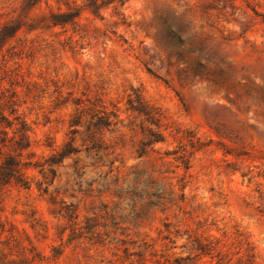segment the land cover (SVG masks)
<instances>
[{
  "label": "rangeland",
  "instance_id": "374dc122",
  "mask_svg": "<svg viewBox=\"0 0 264 264\" xmlns=\"http://www.w3.org/2000/svg\"><path fill=\"white\" fill-rule=\"evenodd\" d=\"M0 24L29 144L0 264H264V0H0Z\"/></svg>",
  "mask_w": 264,
  "mask_h": 264
},
{
  "label": "trees",
  "instance_id": "16d2710c",
  "mask_svg": "<svg viewBox=\"0 0 264 264\" xmlns=\"http://www.w3.org/2000/svg\"><path fill=\"white\" fill-rule=\"evenodd\" d=\"M67 21H69L68 18L59 22L65 23ZM16 32L17 30L10 32V28L7 25L0 24V62H3L0 64V84L7 82L9 85H13L18 75L4 62V56L2 55L5 47L10 45L11 40L14 39ZM10 48L6 50H10ZM8 99V97H5L4 92H0V161L2 162L0 169H10L14 174H17L21 166L19 157L29 147V144L25 143L24 124L20 122L15 124L14 121L18 120L16 116L12 120L10 119V116L15 114L14 110H11L8 115L4 113L5 105L11 101ZM16 125L19 126L16 127Z\"/></svg>",
  "mask_w": 264,
  "mask_h": 264
}]
</instances>
